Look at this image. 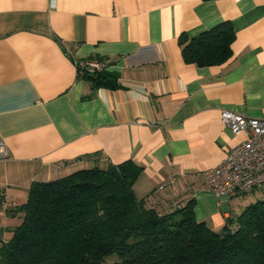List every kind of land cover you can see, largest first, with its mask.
Wrapping results in <instances>:
<instances>
[{
	"label": "crops",
	"instance_id": "crops-1",
	"mask_svg": "<svg viewBox=\"0 0 264 264\" xmlns=\"http://www.w3.org/2000/svg\"><path fill=\"white\" fill-rule=\"evenodd\" d=\"M225 20L232 56L186 62L180 35ZM87 58L117 72L119 86L79 75ZM224 109L264 119V0H0V133L10 150L0 248L33 182L129 159L143 167L139 199L161 213L192 200L197 219L220 231L264 198L262 189L219 199L206 186L204 171L247 137L223 123Z\"/></svg>",
	"mask_w": 264,
	"mask_h": 264
},
{
	"label": "trees",
	"instance_id": "trees-1",
	"mask_svg": "<svg viewBox=\"0 0 264 264\" xmlns=\"http://www.w3.org/2000/svg\"><path fill=\"white\" fill-rule=\"evenodd\" d=\"M234 39L225 20L192 38L182 33L179 42L186 62L213 65L232 56ZM83 76L95 87L119 86L107 65ZM142 171L129 159L33 182L0 264H264V198L216 231L197 219L192 200L161 213L139 199Z\"/></svg>",
	"mask_w": 264,
	"mask_h": 264
},
{
	"label": "built area",
	"instance_id": "built-area-1",
	"mask_svg": "<svg viewBox=\"0 0 264 264\" xmlns=\"http://www.w3.org/2000/svg\"><path fill=\"white\" fill-rule=\"evenodd\" d=\"M105 66L99 59H83L78 62L79 75ZM221 120L233 134L247 133V137L233 147L218 165L204 171L206 186L219 199L264 189V119L224 109ZM9 157V146L0 133V162L7 161Z\"/></svg>",
	"mask_w": 264,
	"mask_h": 264
},
{
	"label": "rangeland",
	"instance_id": "rangeland-1",
	"mask_svg": "<svg viewBox=\"0 0 264 264\" xmlns=\"http://www.w3.org/2000/svg\"><path fill=\"white\" fill-rule=\"evenodd\" d=\"M239 200V199H238ZM239 206V205H238Z\"/></svg>",
	"mask_w": 264,
	"mask_h": 264
}]
</instances>
